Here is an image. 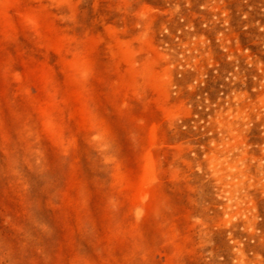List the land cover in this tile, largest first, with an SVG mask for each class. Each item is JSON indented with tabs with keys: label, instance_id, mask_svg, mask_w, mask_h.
Listing matches in <instances>:
<instances>
[{
	"label": "rangeland",
	"instance_id": "1",
	"mask_svg": "<svg viewBox=\"0 0 264 264\" xmlns=\"http://www.w3.org/2000/svg\"><path fill=\"white\" fill-rule=\"evenodd\" d=\"M0 264H264V0H0Z\"/></svg>",
	"mask_w": 264,
	"mask_h": 264
}]
</instances>
